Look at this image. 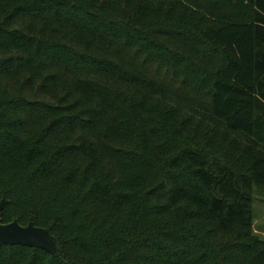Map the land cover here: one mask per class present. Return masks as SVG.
<instances>
[{
	"label": "trees",
	"instance_id": "trees-1",
	"mask_svg": "<svg viewBox=\"0 0 264 264\" xmlns=\"http://www.w3.org/2000/svg\"><path fill=\"white\" fill-rule=\"evenodd\" d=\"M256 189L264 0H0V264H264Z\"/></svg>",
	"mask_w": 264,
	"mask_h": 264
},
{
	"label": "water",
	"instance_id": "water-1",
	"mask_svg": "<svg viewBox=\"0 0 264 264\" xmlns=\"http://www.w3.org/2000/svg\"><path fill=\"white\" fill-rule=\"evenodd\" d=\"M6 200L0 202V212L5 208ZM24 245L44 249L52 254L57 253V241L50 228L37 226L34 221L27 225L20 224L18 219L3 223L0 217V245Z\"/></svg>",
	"mask_w": 264,
	"mask_h": 264
},
{
	"label": "rangeland",
	"instance_id": "rangeland-1",
	"mask_svg": "<svg viewBox=\"0 0 264 264\" xmlns=\"http://www.w3.org/2000/svg\"><path fill=\"white\" fill-rule=\"evenodd\" d=\"M254 212V231L264 239V193L260 190H255V201L253 205Z\"/></svg>",
	"mask_w": 264,
	"mask_h": 264
}]
</instances>
